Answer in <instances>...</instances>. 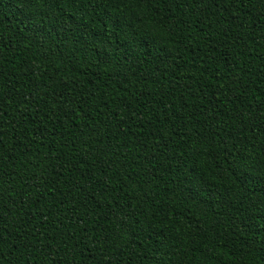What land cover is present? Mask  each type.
Here are the masks:
<instances>
[{
    "label": "trees",
    "instance_id": "obj_1",
    "mask_svg": "<svg viewBox=\"0 0 264 264\" xmlns=\"http://www.w3.org/2000/svg\"><path fill=\"white\" fill-rule=\"evenodd\" d=\"M257 250L264 0H0V264Z\"/></svg>",
    "mask_w": 264,
    "mask_h": 264
},
{
    "label": "snow or ice",
    "instance_id": "obj_2",
    "mask_svg": "<svg viewBox=\"0 0 264 264\" xmlns=\"http://www.w3.org/2000/svg\"><path fill=\"white\" fill-rule=\"evenodd\" d=\"M22 2L27 6L30 3V0H22ZM130 2L132 3H139V0H130ZM149 40L151 39V37L148 38ZM258 251V255H257V264H260L261 261H264V251Z\"/></svg>",
    "mask_w": 264,
    "mask_h": 264
}]
</instances>
